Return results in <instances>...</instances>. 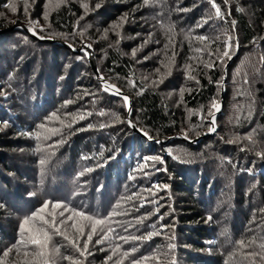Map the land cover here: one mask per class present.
Returning a JSON list of instances; mask_svg holds the SVG:
<instances>
[{
    "label": "trees",
    "instance_id": "obj_1",
    "mask_svg": "<svg viewBox=\"0 0 264 264\" xmlns=\"http://www.w3.org/2000/svg\"><path fill=\"white\" fill-rule=\"evenodd\" d=\"M82 1L61 0L55 8L48 7L46 0H35V3L28 0L26 15L24 0H16V14L10 17L9 9L3 7L8 0H0V13L4 14L0 16V30L15 22L20 24L25 21L23 18L34 13L43 15L41 11L47 7L49 19L44 25L45 31L36 30L37 35L57 33L60 35L52 40L67 42L73 47L87 39L94 49L99 73L130 97L131 121L153 139L140 135L126 123L124 101L102 91L85 54L38 41L19 30L0 34V89L8 93L7 98L0 95V204L4 205L0 208V253L17 239L22 219L42 206L37 194L30 195L36 193L30 184L37 183L39 169L33 167L36 160L28 154L38 144L30 141L28 133L37 131V125L45 123L53 112L63 116L81 111L93 114L74 124L72 129L63 128L67 130L62 132L65 143L61 150L64 148L67 155L64 164L57 166L56 176L46 174L41 182L43 192L47 193L48 189L52 193H48L50 200L63 201L97 218L107 217L120 202L122 210L130 214L114 218L119 221H132L136 216L152 213L156 205L145 202L140 207V204L157 199L160 205L157 215L120 234L142 235L152 230L149 226L153 223L157 228L160 224L169 226L164 234L145 242L112 241L97 245L98 236H93L89 244L92 254L81 258L83 264H104L106 256L111 254L110 243L122 244V251L136 247L138 250L132 258L139 259L165 249L169 243L166 237L173 234L176 248L172 255L176 264H231L229 254L236 251L237 242L264 235V227H258L264 224V215L260 212L264 209V159L255 154L264 151V61H261L264 0H229L227 5L223 0H216L225 14L224 19L214 17L208 0H150L148 5L144 0H89L87 15ZM97 2L102 7L91 11ZM124 14H127L126 21L112 30L110 26L117 24ZM210 15L213 19L204 27H197ZM232 20L236 21L233 35L238 37L239 49L225 71L224 103L215 119L216 133L192 143L208 130L207 121L199 120L196 111L207 112L213 97L220 101L222 87L216 81L224 76L225 66L217 61L214 69H205L199 59L207 61V53L194 51L204 45L190 39V35L219 36L221 39L210 48L222 50V41L231 31ZM88 21L89 29H85L84 22ZM47 24L51 27H46ZM105 29L111 34L106 38ZM81 30L84 36L73 34ZM170 37L174 39L176 52L171 75L156 86L151 82L166 71L160 62L165 60L164 44ZM171 55L172 50H168L167 56ZM188 64L195 69L192 74L200 81L199 85L186 78L184 69ZM157 68L160 74L155 72ZM209 77L213 83H209ZM245 78L247 84H244ZM129 80L135 81V87ZM182 88L185 91L181 100ZM245 90L251 91L252 97L238 94ZM85 92L92 95H84ZM174 93H177L175 98ZM253 98L252 116L248 119V105ZM175 99L179 100L178 105L174 104ZM66 101L74 102L63 107ZM101 110L106 115H98ZM188 111L194 113L188 114ZM5 121L7 127H4ZM102 122L112 126L101 129L98 125ZM88 124L93 127L87 128ZM49 127L60 128L56 122ZM250 132L252 142L243 139ZM185 133L188 141L175 137L165 142L174 135L185 137ZM62 136H52L41 145H53ZM237 136L242 138L239 143H228ZM17 148L23 150L18 153ZM146 157H159L163 163L149 160L141 171ZM85 169L91 171L85 172L80 180L78 176ZM67 175L77 176L80 181L71 190L66 186ZM31 176L36 180H31ZM154 185L161 186L153 189L155 197L146 191ZM163 185L168 188L163 189ZM129 196L132 200L126 199ZM158 215H163V220H158ZM88 230L86 227L85 232ZM69 234H74L71 229ZM53 239L63 245L62 253L75 255L68 241L59 236ZM225 246L229 247L226 251ZM102 248L105 250L101 251ZM252 250L260 249L254 245L243 251ZM119 258L117 254L113 260ZM58 264L67 262L58 261ZM123 264L129 261L124 260ZM233 264L248 262L238 258Z\"/></svg>",
    "mask_w": 264,
    "mask_h": 264
},
{
    "label": "snow or ice",
    "instance_id": "obj_2",
    "mask_svg": "<svg viewBox=\"0 0 264 264\" xmlns=\"http://www.w3.org/2000/svg\"><path fill=\"white\" fill-rule=\"evenodd\" d=\"M33 3H35V0H33ZM145 5H148L150 3V0H144ZM208 3L211 6V9H214V17L216 19H224L225 14L221 11L220 5L216 3V0H208ZM223 3L227 5L229 3V0H223ZM83 8L85 9V15L89 12V5L83 4ZM4 8L9 9L12 13H15L17 11V4L16 0H8V3L3 5ZM102 7V3H95L94 8L91 9V11H95L96 9H99ZM28 0H24V11L25 14H28ZM181 11H187V9H181ZM3 13H0V16H3ZM228 15H231V11L229 10ZM43 18L45 21H48L49 19V12L47 10V7L44 11ZM84 17H80L79 19L82 20ZM127 19V14H124L119 18V22L117 24L111 25V29L114 30L117 27H120L123 22H125ZM213 19V16H209L206 19H203L197 27H204L205 24L209 22V20ZM235 26L236 21H231V31L226 35V38L222 41V50L221 47H218L215 51H212L210 48V45L215 43L217 40H220L221 38L219 36L212 38L205 35H197L192 37L190 35V39H194L201 44L204 45L203 48L196 47L194 49L197 53H207L208 60L205 61L203 59H199V63L203 64V67L208 70H212L217 66V61H219L220 66H226V61L231 60L233 55L236 51L239 49V41L238 37L233 35L235 33ZM46 27L50 28L51 25L47 24ZM77 27H79V20L77 21ZM37 29H39L40 32L45 31V27H42L38 20H31L29 19L27 22V30L31 32L33 35H37ZM109 29L104 30V36L107 37ZM171 31V29H170ZM74 35H83V30L79 32H74ZM118 34V33H117ZM57 33H50L47 36L40 35V39H52L55 38ZM261 39H264V37H261ZM256 42L253 41V44ZM71 46V45H70ZM91 47V45H87L86 48ZM86 48L84 49L85 54L87 55ZM165 49V60H161L162 67L166 70L163 74L160 75V78L157 80L152 81L151 83L153 85L158 86L159 83L163 82V78L167 75H171L172 66L174 64L176 52L174 50V39L169 38L168 43L164 44ZM168 50H172L171 57L167 56ZM136 49L133 50L132 55L135 56ZM214 57V58H213ZM147 59V57H145ZM261 61H264V56L261 57ZM185 74L186 78L192 81H195L197 85L200 84V81L197 79L195 75L192 74L195 69L192 68L191 64H188L185 66ZM97 72L99 73V69H97ZM155 72L157 74L161 73L160 68L155 69ZM101 81H103V87L102 91L108 92L112 95H116L121 97V99L124 101L126 105L130 104L129 97L121 92V90L116 87L113 84H110L102 75H98L97 77ZM11 79V77H10ZM147 79V77L145 78ZM222 81L223 77L219 81H216V83L222 87ZM129 83L135 87V81L129 80ZM209 83H213L211 78L209 77ZM248 80L245 78L244 84H247ZM10 86V85H9ZM185 89L180 90V96L181 100L183 99V92ZM240 95H247L248 97H252V93L249 90H245L242 92H238ZM0 95H3L5 98H7L8 93L4 92L2 89H0ZM84 95H92L91 93L85 92ZM74 101H66L63 107H67L68 104L73 103ZM95 103V101H93ZM255 101L254 98L251 100V102L248 105L249 111L247 113V118L250 119L252 116V106L254 105ZM221 103L216 98L213 97L210 101V104L207 109L206 116L202 115L201 119L202 121H207V127L209 132H214L216 130L215 125V116L216 113L221 111ZM129 111H131L129 107ZM93 113L91 112H73V113H66L65 118L62 119L60 115L57 114V112L51 113L47 118L45 123H41L37 125V131L35 132H29L28 135L30 138H33L37 141L41 140H50L52 136H62V131L64 127H67L68 129H72L73 125L78 123L81 120L86 119L88 116H91ZM98 115L104 116L106 113L101 110L98 112ZM71 118V122L66 124V119ZM58 121L61 125L60 128L55 127H49V124L52 122ZM115 121H119V117H115ZM237 121H239V116L237 117ZM123 122V121H120ZM128 124L130 127H136L135 124H133L131 121H128ZM8 124L5 121L4 127H7ZM111 123H100L98 125L99 128L103 129L105 127H111ZM92 124H88L87 128H92ZM43 130V131H40ZM85 129H76V131H83ZM192 130V129H190ZM141 131H144L141 129ZM183 131V130H182ZM144 135L148 136L149 139H153V137L149 136L146 131H144ZM199 135V133H197ZM252 133H248L245 137H243L244 140H247L249 142H252ZM185 138H187V133H185ZM241 137L237 136L234 139H231L228 141V143H239L241 141ZM159 142V141H157ZM65 143V139L62 138L58 141H56L53 145H50L49 147L56 148L60 144ZM246 150L245 148H241V151ZM36 151L42 152L43 150L37 145ZM54 154V153H53ZM256 156L264 159V151H256ZM157 161L159 163H163V160L159 157H146L144 158V165L140 166L141 171H143V168L148 164V161ZM48 157L42 156L39 159V165L41 170V175L43 176L45 174V165L47 164ZM231 163V161H228ZM235 167V165H233ZM161 169H157V171H160ZM166 171V169H164ZM91 171V169H85V171L81 172L79 175L83 176L85 175V172ZM251 171V169H249ZM145 175H148L147 172H145ZM132 179H135V177H130ZM161 189L160 185H154L152 188L146 189L152 195L155 197L156 193L153 189ZM163 189H167L168 185H163ZM30 195H36V193H30ZM135 195V194H134ZM125 199V198H122ZM127 200H132V197L129 196L126 198ZM150 203L153 205H156L154 211L152 213H145L141 216H136L134 220L132 221H119L114 219L117 216L120 215H129L127 211L122 210V204L118 202L111 213L108 214L105 218H97L93 216L92 214L70 206V204L65 203L60 200H45L42 204V206L33 211L30 215L25 216L18 229V235L17 239L13 244L6 247L2 253H0V264H8V258L10 254L13 252L16 253L17 257H20L19 260H13L12 264H58V261H66L67 264H83V260L81 258L86 259L88 255H91L92 253L89 251V244L93 242V236H98V238L95 240V244L101 245L105 242H112V241H123L124 243H128L129 241H150L156 236H160L165 233V230L169 228L168 225L160 224L157 228V224L153 223L149 227L152 229L151 231H146L142 235H121V231L128 232L130 228H136L137 225H143L145 220L150 219L152 215H157L159 213V201L157 199L152 200H146L142 201L140 204V207H144V203ZM4 205L0 204V208H3ZM51 209V210H49ZM260 212L262 215H264V209H260ZM163 215H158V220H163ZM212 219L211 216L208 217V220L210 221ZM253 223H255V218L253 219ZM88 227L89 230L85 232V228ZM259 227V225H258ZM69 229L74 230V234H69ZM252 229L250 228V231ZM137 231L139 229L137 228ZM59 236L62 237L63 240L68 241L69 245L74 249V254H64L61 252V247L63 245H60L58 243L54 242V237ZM169 241V243L166 245L165 249L158 250L155 253H152L147 256H143L139 259L132 258L133 254L138 250L136 247L131 248L130 250L122 251V244L115 243L114 246L111 245V254L106 256L104 264H109V261H112L113 264H123L124 260H128L129 264H148L149 261H155V264H176V260L174 255H172L173 250L176 248V244L173 242L175 240L174 234L171 236L166 237ZM83 240V243L81 245L80 241ZM257 240L260 242L257 244ZM211 243V242H209ZM258 247L260 250H252V251H243L244 249L253 248V246ZM236 251H233L229 254L230 258L239 256L242 261L248 262V264H261V262H264V235H254L251 239L245 241L241 240L237 242L235 245ZM105 249H101V251H104ZM119 254V259L113 260V257Z\"/></svg>",
    "mask_w": 264,
    "mask_h": 264
},
{
    "label": "rangeland",
    "instance_id": "obj_3",
    "mask_svg": "<svg viewBox=\"0 0 264 264\" xmlns=\"http://www.w3.org/2000/svg\"><path fill=\"white\" fill-rule=\"evenodd\" d=\"M52 1V2H51ZM60 1L61 0H46V3H48V7H55L56 8V6L58 5V4H60ZM64 1V0H63ZM88 2H89V0H83L82 1V4L83 3H86V4H88ZM50 3V4H49ZM18 4H19V2H18ZM42 13H44V9L41 11ZM16 13H12L10 10H9V16L10 17H13L14 15H15ZM25 21H23V22H21L20 24H24L25 26H27V22H28V20L29 19H31V20H38L39 21V23H40V25L42 26V27H44V25L46 24V21L44 20V18H43V15H39V16H37L35 13L33 14V16L32 17H30V16H26V18H23ZM91 21V20H90ZM14 24H17L16 22L15 23H13V25ZM88 25H89V21H88V23H85L84 22V28L85 29H89V27H88ZM91 28V27H90ZM37 30H39V29H37ZM107 34H109V35H111L110 34V31H108V33ZM83 36H84V34H83ZM105 37V36H104ZM87 39H85L84 38V40L82 41V43H88L89 45H91V43L90 42H88V41H86ZM66 44H68L67 42H65ZM81 43V44H82ZM80 44V45H81ZM69 45V44H68ZM79 45V46H80ZM70 46V45H69ZM78 46V47H79ZM71 47H73V46H71ZM78 47H73V48H78ZM67 48V47H66ZM91 48H92V51H93V55H94V60H95V52H94V49H93V47H92V45H91ZM69 49V48H68ZM70 50V49H69ZM72 51V50H71ZM73 52V51H72ZM74 53V52H73ZM75 54H79V53H75ZM84 54V53H83ZM228 61V60H227ZM96 63V62H95ZM90 65V64H89ZM101 88H102V86H101ZM81 95H83V93H81L79 96H81ZM175 95H177V93H174L173 94V98H175L176 96ZM125 103L123 102V105H124ZM174 104L175 105H178L179 104V100L178 99H175L174 100ZM183 107V106H182ZM197 112V117H198V119L199 120H201V117H202V115H204V116H206V113L207 112H205V111H202V110H199V111H196ZM192 113H194V112H192V111H188V114H192ZM61 118L62 119H64L65 118V115H63V116H61ZM125 120H126V123L128 124V120L126 119V116H125ZM129 121H131V119H130V117H129ZM66 124L67 123H70L71 122V118L69 117V118H67L66 119ZM132 122V121H131ZM133 123V122H132ZM194 123H196V122H194ZM56 124H58V127H61V125H60V123L58 122V121H56ZM134 124V123H133ZM129 125V124H128ZM215 125H216V123H215ZM64 128H66V127H64ZM132 128V127H131ZM137 128V127H136ZM133 129V128H132ZM217 129V128H216ZM64 130H67V129H63V131L62 132H64ZM143 132V131H142ZM209 131L207 130V132L206 133H208ZM214 133H216V130L213 132V134ZM211 136V135H210ZM31 140H33L34 141V143H36V144H38L39 145V147L43 150L42 152H37L36 151V148H37V145L35 146V144H34V146L35 147H33L32 149H31V151L30 152H28V154L29 155H31L32 157H34L35 158V160H36V163H35V165L33 166V167H37L38 169H39V173H38V181H37V183H32V184H30V188L32 189V190H34V191H36V194L38 195V197H39V201L43 204V202L47 199V200H50L51 199V196L48 194V193H50V194H52L51 193V191H49L48 189H46V192L47 193H45V192H43V190H42V183L41 182H43V180L46 178V174L47 175H49V174H52V175H54V176H56L55 174H56V172H58V168H57V166L59 165V164H64V159H65V156L67 155V154H65V152H64V148L61 150V147H62V144H60L58 147H56V148H52V147H49V146H42L41 144H42V141H44V140H41V141H37V140H35V139H33V138H30V141ZM46 141V140H45ZM44 143V142H43ZM67 144V143H66ZM65 145V144H64ZM18 149V150H17ZM16 150H17V152L19 153V152H21L23 149H20V148H17ZM61 150V151H60ZM59 151L60 153L59 154H56L57 152ZM43 152H46V155H41ZM54 153V154H53ZM26 155V154H25ZM42 156H47L48 157V161H47V164L45 165V174L42 176L41 175V170H40V165H39V159L42 157ZM38 157V158H37ZM75 165H77V163L75 162V160H74V166ZM64 166V165H63ZM81 173V172H80ZM79 177V179L81 180L82 179V177L81 176H78ZM65 182H66V186L67 187H69L70 189L69 190H71V188H73L75 185H77V183H79L80 181H79V179L77 178V176L75 177L74 175H67V176H65ZM30 179L31 180H36L35 178H33L32 176L30 177ZM85 184H87L88 182H84ZM29 187H28V190H31ZM260 227H264V224H259V228ZM73 231V233H74V230H72ZM226 231V230H225ZM71 232V231H70ZM236 231H234V233H235ZM258 244V243H257ZM229 247H227V246H225L224 248H223V250L224 251H226L227 249H228ZM3 251V250H2ZM238 258H240L239 256H236V258L235 259H238ZM19 259H21L20 257H17L16 255H14V254H10V256H9V258H8V264H12V261L13 260H19ZM235 259H233V258H230L229 257V260H230V262H231V264H233V261L235 260Z\"/></svg>",
    "mask_w": 264,
    "mask_h": 264
},
{
    "label": "water",
    "instance_id": "obj_4",
    "mask_svg": "<svg viewBox=\"0 0 264 264\" xmlns=\"http://www.w3.org/2000/svg\"><path fill=\"white\" fill-rule=\"evenodd\" d=\"M13 30H19V31L25 32V33H27L31 38L36 39V40L41 41V42H49V43H53V44L60 45V46H62V47H67V48H69L70 50H72L74 53H79V54H81V53H84V54H85L84 49L86 48L87 45H89L88 43H82L78 48H73V47L69 46L68 44H66L65 42H60V41H56V40H52V39H47V38H45V39H40V38H39V35H33L31 32H29V31L27 30V26H25L24 24H14V25H12V26L9 27V28H6V29H3V30H0V34L5 33V32H8V31H13ZM86 51H87L88 54H87V55L85 54V56H86V58H87V60H88V62H89V64H90V66H91V68H92V70H93V72H94V74H95V78L97 79V81H98V82L101 84V86L103 87V81H101L100 79L97 78L98 75H100V73L97 72V67H96V63H95V60H94V55H93L92 48H91V47L86 48ZM236 54H237V51H236V53L233 55L232 59H231V60H228V61L226 62V66L224 67L223 83H222V89H221V94H220V103H221L222 106H223V103H224V87H223V84H224L225 77H226V76H225V71H226V68H227L228 64H230V62L233 60V58H235ZM110 84H111V83H110ZM121 92L124 93L125 95H127L125 92H123V91H121ZM115 96H116V95H115ZM127 96H128V95H127ZM117 97H119V96H117ZM128 97H129V96H128ZM120 98H121V97H120ZM129 101H130V104H129V105H126V104H125V108H126V119H127L128 121H129V117H130V114H131V111H129V107H130V109H131V100H130V97H129ZM221 109H222V107H221ZM219 112H220V111H219ZM219 112L216 113L215 119H216V117H217V115H218ZM132 128H133V127H132ZM133 129H134L137 133H139L140 135L145 136L144 133H143L139 128L134 127ZM212 134H213V132L204 133L202 136H200V137H198V138L192 140L191 142H192V143H195V142L199 141L201 138H203V137H209V136L212 135ZM175 137H179V138H182V139L188 141V140H187L184 136H182V135H174V136L169 137L165 142H167V141H169V140H171V139H173V138H175Z\"/></svg>",
    "mask_w": 264,
    "mask_h": 264
},
{
    "label": "bare ground",
    "instance_id": "obj_5",
    "mask_svg": "<svg viewBox=\"0 0 264 264\" xmlns=\"http://www.w3.org/2000/svg\"><path fill=\"white\" fill-rule=\"evenodd\" d=\"M101 75V74H100Z\"/></svg>",
    "mask_w": 264,
    "mask_h": 264
}]
</instances>
